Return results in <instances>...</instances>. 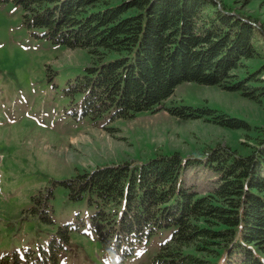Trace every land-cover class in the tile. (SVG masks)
<instances>
[{
    "label": "trees",
    "instance_id": "obj_1",
    "mask_svg": "<svg viewBox=\"0 0 264 264\" xmlns=\"http://www.w3.org/2000/svg\"><path fill=\"white\" fill-rule=\"evenodd\" d=\"M8 1L38 37L88 52L90 62L65 88L77 118L97 123L164 108L250 128L218 109L164 102L187 81L264 98V27L224 0H0ZM254 128L259 134L246 155L216 144L200 156L173 151L140 164L99 165L62 183L72 199L87 198L89 228L111 254H133L166 232L152 264H264V128ZM196 163L215 174L203 190L184 181ZM77 224L59 225L48 246L23 257L15 251L13 264H57Z\"/></svg>",
    "mask_w": 264,
    "mask_h": 264
},
{
    "label": "rangeland",
    "instance_id": "obj_2",
    "mask_svg": "<svg viewBox=\"0 0 264 264\" xmlns=\"http://www.w3.org/2000/svg\"><path fill=\"white\" fill-rule=\"evenodd\" d=\"M224 1L264 27V0ZM36 33L40 30L24 26L18 6L0 2V264H13L15 251L23 257L28 248L48 246L59 225L74 226L79 218L85 223L79 221L70 231L57 264H152L166 232L138 243L133 254H111L89 228L93 208L87 198L72 199L62 181L103 164H140L158 153L200 156L216 144L246 155L259 134L254 126L264 128V98L260 102L240 91L187 81L176 87L165 105L207 106L251 127L231 128L206 117L181 118L164 108L93 123L89 117L74 115L78 105L65 91L68 80L90 62L88 52ZM214 177L202 163L188 166L184 173V181L201 190L212 185Z\"/></svg>",
    "mask_w": 264,
    "mask_h": 264
}]
</instances>
